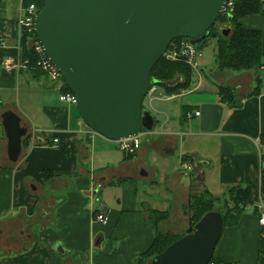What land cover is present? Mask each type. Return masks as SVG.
Listing matches in <instances>:
<instances>
[{"label": "crops", "instance_id": "obj_1", "mask_svg": "<svg viewBox=\"0 0 264 264\" xmlns=\"http://www.w3.org/2000/svg\"><path fill=\"white\" fill-rule=\"evenodd\" d=\"M22 2L0 0V122L12 111L30 134L13 164L0 131L6 154L0 164V264H139L159 229L152 212H167L161 229L181 236L191 224L192 193L207 192L221 212L235 187H249L253 204L236 227L225 230L215 255L224 264H259L264 68L219 71L213 40L214 65L206 57L190 86L173 98L159 87L150 112L154 128L127 156L114 142L90 136L77 106L60 101L63 83L36 70H4L3 59L19 52ZM242 23L264 32V16ZM209 47L201 48L204 56ZM221 86L234 91L236 106L220 101ZM45 171L55 177L47 182ZM98 214L109 218L107 226L95 223Z\"/></svg>", "mask_w": 264, "mask_h": 264}, {"label": "water", "instance_id": "obj_2", "mask_svg": "<svg viewBox=\"0 0 264 264\" xmlns=\"http://www.w3.org/2000/svg\"><path fill=\"white\" fill-rule=\"evenodd\" d=\"M43 1L36 38L75 95L86 126L115 143L152 132L154 117L143 103L156 84L154 66L177 39H187L191 47L201 44L227 0ZM229 34L223 28V35ZM1 120L7 155L15 164L29 127L12 111ZM223 229V215L208 213L150 264H210Z\"/></svg>", "mask_w": 264, "mask_h": 264}, {"label": "trees", "instance_id": "obj_3", "mask_svg": "<svg viewBox=\"0 0 264 264\" xmlns=\"http://www.w3.org/2000/svg\"><path fill=\"white\" fill-rule=\"evenodd\" d=\"M36 2L40 12L44 7V1L36 0ZM31 4H33L32 0H24L25 6ZM251 16H264V0H241L237 4L232 18L220 16L218 19V21L222 20L220 28L215 29V24L210 29L209 35L201 44L197 45L200 48H204L208 45L210 39L217 40L216 64L219 71L249 72L264 68V32L259 29H247L242 23L244 19ZM225 27L230 29V34L227 37L223 35V28ZM33 37H36V35L33 34ZM183 40L187 41V39H177L173 43ZM30 43L31 38L28 35H24L21 38V57L34 65L37 58L30 49ZM192 77V68L183 58L177 61H170L164 57L154 66L151 72V78L154 83L167 90L170 94L187 89L190 86ZM178 79H181V81L175 86H171V83L176 82ZM258 82L260 83V80ZM62 91L63 94L71 92L65 84ZM218 93L221 102L236 106V95L230 87L221 86ZM184 115H186L185 112ZM28 141L29 139H26L24 144L28 143ZM261 145L264 146V135L261 137ZM43 175L47 182L55 177L50 171H45ZM261 193L264 196V156L262 157ZM223 203L224 209L220 213L224 219V234L225 230L234 228L240 223V219L246 209L253 204L250 188L235 187L230 189ZM215 205V200L209 198L207 192L192 193L191 204L187 210V213H191V224L195 226L206 214L214 212ZM152 213L158 216L163 215L165 217L164 221L168 219L167 212L154 211ZM156 223L158 226L157 219ZM180 238L171 234L161 235L157 232L151 248L142 255L139 264H147L148 261H152L154 257L162 254ZM258 245L259 264H264V227L261 231ZM210 264L224 263L214 255Z\"/></svg>", "mask_w": 264, "mask_h": 264}, {"label": "built area", "instance_id": "obj_4", "mask_svg": "<svg viewBox=\"0 0 264 264\" xmlns=\"http://www.w3.org/2000/svg\"><path fill=\"white\" fill-rule=\"evenodd\" d=\"M36 1V0H35ZM241 0H227L226 5L224 7L222 16L232 18L234 14L235 8L237 4ZM39 10L36 4H31L29 6H21L19 16L17 18V48L18 54L15 56H9L3 59L1 65L3 66L4 70L9 74H20L23 71L27 70H36L47 76L49 79L60 82L64 84L62 75L60 74L59 70L54 66V64L50 61V59L46 56L45 51L38 41L36 37L32 38V35L35 34V18L38 15ZM24 35H28L31 38L30 49L32 50L33 54L36 56L37 60L33 64L30 63L28 60H24L21 57V48H20V41ZM188 48L190 51H186L185 54L183 53H176L177 51L168 54L166 53L165 58L170 61H177L180 58L187 59L185 60L188 64H191V58L195 57V50L189 44V41H186ZM159 86L157 84H152L151 88L144 99L143 107L145 108V101L149 100L150 105L152 106L153 102L156 100V93L158 92ZM60 101L62 103L77 106V99L73 93H64L60 96ZM147 109V108H145ZM148 110V109H147ZM191 117L190 115H188ZM196 117L200 116V113L195 114ZM90 136L99 135L98 133L91 130ZM100 136V135H99ZM102 137V136H101ZM140 136H137L132 139L123 140L119 142H115L118 149L127 156H133L140 148H141V139ZM35 140V138H33ZM59 140L55 139L53 141L52 148L55 149ZM186 171H190L191 168L186 165ZM95 223L100 226H107L109 224V218L104 214H98L95 217ZM259 223L261 226L264 227V215L261 216Z\"/></svg>", "mask_w": 264, "mask_h": 264}, {"label": "rangeland", "instance_id": "obj_5", "mask_svg": "<svg viewBox=\"0 0 264 264\" xmlns=\"http://www.w3.org/2000/svg\"><path fill=\"white\" fill-rule=\"evenodd\" d=\"M32 2L34 3V4H36L37 5V2L35 1V0H32ZM21 6H25L24 5V0H23V2H22V5ZM221 24H222V20L221 21H218L217 23H216V25H215V29H218V28H220V26H221ZM188 41V40H187ZM211 42V43H210ZM208 45L210 46L209 47V49L207 50V51H205V56L203 55L204 54V52H202V49L200 48V46H196L195 48H193V50H195V57L194 58H191V64H189L190 66H191V68H192V71L194 72V74H198V68H200L201 67V65H202V61H207V58L206 57H208L209 59H210V63H209V65L210 66H212V65H214V59H215V55L213 54V51L211 50V48H213V46H214V43H213V39L211 40H209V42H208ZM207 45V46H208ZM217 47V46H216ZM189 50V52L190 51H192V50H190V48H188V45H187V42H186V40H183V41H177L176 43H172L171 45H170V48H169V51H168V54H170V53H173V52H175V51H177L176 53H183V54H185L186 53V51H188ZM203 57V58H202ZM167 59V58H166ZM23 89H25V88H23V87H20V94H22V96L24 97V95L26 94V92H24L23 91ZM162 89V88H161ZM181 92L179 91V92H177V93H169L171 96H170V98H173V95H177V94H180ZM154 103V102H153ZM156 104V102L154 103V105ZM153 105V104H152ZM154 105H153V107L150 105V103H149V100L148 101H145V108H147L148 109V111L149 112H153L154 111ZM1 129H2V125H1V122H0V131H1ZM142 140V139H141ZM5 159H6V154H5V151L1 148V146H0V164L3 162V161H5ZM187 214H189L190 216H191V213L189 212V213H187ZM150 215H153V216H155V219H157L158 220V226H159V229H158V232H159V234H161V235H166V234H170V233H166V231L162 228L161 229V226L163 225V223H164V219H165V217L163 216V215H161V216H158V215H155L154 213H151ZM189 230V228H187V230H184L182 233V235L181 236H179V235H174V236H178V237H183V236H185L186 235V233H187V231ZM172 235V234H171ZM150 262L151 261H148V263L147 264H150Z\"/></svg>", "mask_w": 264, "mask_h": 264}]
</instances>
